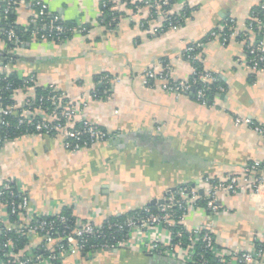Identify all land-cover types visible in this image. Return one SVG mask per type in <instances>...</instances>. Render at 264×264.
Returning <instances> with one entry per match:
<instances>
[{
    "label": "crops",
    "instance_id": "obj_1",
    "mask_svg": "<svg viewBox=\"0 0 264 264\" xmlns=\"http://www.w3.org/2000/svg\"><path fill=\"white\" fill-rule=\"evenodd\" d=\"M44 1L64 22L90 25L91 32L62 44L30 40L17 50L16 60L4 63L6 48L0 41V75H34L37 85H54L70 99L87 102L79 120L86 118L115 137L79 153L65 150L58 136L11 140L0 147V185L15 180L29 194L36 212L51 215L71 209L75 221L85 225L149 206L181 185L206 187L205 179L227 182L236 177L238 191L219 195L223 211L212 215L194 208L184 224L188 230H209L217 247L232 251H246L255 239H263L264 188L252 193L260 172L247 174L245 168L264 161V137L235 121L250 118L264 127V68L257 70L246 62V46L239 37L247 32L252 43L264 47V17L248 28L252 10L263 0H177L174 11L189 7L191 17L183 27L158 35L141 28L148 9L134 12L123 0H111L117 11L126 13L113 31L99 21L104 0ZM15 15L17 24L25 27L36 12L19 5ZM226 20L235 22L237 37L226 45L209 42L201 52L204 68L226 86L214 106L144 85L146 71L163 60L171 64L174 80H190L194 70L183 50ZM102 73L116 82L105 99L95 100L91 93L100 85L96 77ZM26 95L35 92H20L14 98L22 105ZM109 260L184 264L125 249L73 256L63 264Z\"/></svg>",
    "mask_w": 264,
    "mask_h": 264
},
{
    "label": "built area",
    "instance_id": "obj_2",
    "mask_svg": "<svg viewBox=\"0 0 264 264\" xmlns=\"http://www.w3.org/2000/svg\"><path fill=\"white\" fill-rule=\"evenodd\" d=\"M174 1L176 0L146 1L144 7L148 9V16L141 22V28L154 35L179 29L186 17L184 13L181 15L173 11ZM19 5L30 6L35 10L36 17L30 19L28 26H25V32L29 33L27 41L22 40L15 28L3 30L0 25L7 53L5 60L13 62L17 50L30 40L60 44L75 36H87L91 32L89 25L67 26L60 16L51 13L44 0H8L3 11L4 20ZM262 6L264 8V4ZM138 14L139 12L136 13ZM115 20L116 18L113 22ZM256 20L258 22L259 19L252 14L248 27L250 30L254 28ZM236 35L235 22L226 20L216 31L211 32V41L219 40L226 45ZM241 40L246 46V62L254 69H263V45L252 43L247 32L241 36ZM203 45L198 43L186 47L182 56L192 64L198 62L201 53L197 52ZM192 67L193 75L196 74L193 82L174 80L171 64L161 61L146 71L144 85L148 88L160 87L168 94L180 96L188 94L199 83L201 87L196 93L197 101L203 106L211 107L206 96L208 85L219 82L220 79L210 72L196 73V68ZM7 77V74L0 76V84ZM115 80L106 74L100 83L112 86ZM32 85H37L34 75L24 80L22 87L14 91L12 104H3L1 94L3 91L13 90V84L7 82L0 87V147L10 141V129L20 128L23 134L16 139L36 135L51 138L58 136L63 139V146L70 153H79L114 139L115 134L101 129L96 123L86 118L79 120V113L88 106L87 102L79 103L70 99L54 85H48V97H41L36 101L35 95H26L22 105H19L14 95L25 90L34 92ZM216 90L218 94L226 91L222 86H218ZM91 96L93 99L96 97L94 90ZM235 121L237 125L248 126L264 137V127L250 118L238 117ZM245 171L247 174L260 172L255 190L252 191L259 193L264 188V161L248 164ZM204 183L206 187L181 185L174 191L167 192L163 198L164 203L155 205L154 210L151 206H145L121 220L112 222L106 219L102 223L92 221L80 225L77 222L72 224L63 211L51 215L36 212L31 207L27 191L15 180L6 181L0 185V235L14 231L27 244L24 248L17 249L11 239L0 243V264H63L73 256H85L86 253L91 256L96 252L122 249L177 259L184 264H262L264 237L255 239L251 248L246 251H232L217 247L209 230L202 227L188 230L185 226L184 223L194 208L206 209L212 215H218L223 211L219 195L222 192L236 193L239 187L236 177L229 178L227 182L205 179Z\"/></svg>",
    "mask_w": 264,
    "mask_h": 264
},
{
    "label": "trees",
    "instance_id": "obj_3",
    "mask_svg": "<svg viewBox=\"0 0 264 264\" xmlns=\"http://www.w3.org/2000/svg\"><path fill=\"white\" fill-rule=\"evenodd\" d=\"M7 1L8 0H4V2L0 6L1 19L4 16V12L3 11H4V8L6 7ZM154 1L155 0H150L149 2L151 3V2H154ZM176 1L173 2L174 6H175ZM263 2H264V0H263ZM123 3L126 4L127 8L131 9L134 12L138 8L146 6V4H145L146 1L140 2V1H135V0H123ZM115 6L116 5L111 0H104L102 5H101V13H102V15L99 18L100 24L103 27L107 28L108 30L111 29L112 31L115 30L118 27V24H119L120 20L122 18H124L125 14H126L125 12L117 11L115 9ZM174 10L175 9H173V11ZM174 12L175 13H179L181 15H182V13H184L186 19L181 22V26H180V27H183L185 25V23L187 22V20L191 17L192 9H190L189 7H185L182 10H179V12H177V11H174ZM252 14H255L256 18H258V19L263 18L264 17V8H263V6L259 5V6L255 7L252 10ZM114 18H116L115 22H113ZM228 21H230V20H228ZM111 23H112V26H109ZM65 24L67 26H73V25H76L77 23L65 22ZM0 25H1V28L3 30L8 29L10 27L15 28L16 32L21 36L22 40H24V41L28 40L29 33L25 32V30H26L25 27L19 26L17 24V22H16L15 8L11 12H9L7 20H4V18L2 19V21L0 22ZM89 27L92 28V26H90V25H89ZM214 30L216 31L217 28L214 29ZM211 32L205 37L204 40H202L200 42H196V43H190V44L187 45V47L192 46V45H196L198 43H202V44H204L203 47L200 48V50L197 52V53H201L203 51L205 45H207L209 42H212L211 41ZM239 37L241 38V36H239ZM3 39H4V37L0 34V41H3ZM67 41H65V42H67ZM65 42H63V43H65ZM60 44H62V43H60ZM2 56L3 57L7 56L6 51L4 52V54H2ZM14 58H15V60L17 59L15 56H14ZM163 61L168 62L167 60H163ZM192 66H194L196 68V73H197V71L198 72H203V73L209 72V71H207L204 68L202 59H200L198 62L192 64ZM210 73L213 76H217L220 79L219 82L209 84L208 85V90L206 92L207 102L209 101V105L212 104V106H214L215 105V99H217L221 95V94H218L219 92L216 90V88L218 86H222L226 90V86H225V84L223 83V81L221 80V78L217 74L212 73V72H210ZM106 74L110 75L109 73H102L101 75L96 77V83L98 85L101 84L100 82L102 81L103 76H105ZM0 76H2V75H0ZM7 76H8L7 77L8 79L6 81L2 82L0 84V87H3L7 82H10V83L13 84V90H11V91H3L2 94H1V98L3 99V104H12V103H14L13 99H12V95L14 94V91H16L17 89L19 90V88L22 87V85H23V81L26 80L28 77L20 78L15 73L7 74ZM35 78H36V76H35ZM195 78H196V74L192 75V77L188 81L193 82ZM31 87H33V89H34L35 96H36V98H35L36 101H37V99H39L41 97H48L49 96V91H48L49 88H48V86L46 87V86L32 85ZM193 87H194V89L191 90L186 95L190 96L197 103L201 104L200 102L197 101V98H196V93L200 89L201 85L198 83V84L194 85ZM110 89H111V85L110 84H108V85L104 84V83L101 84V88L97 87V88L94 89V94L96 95V97L94 99L95 100L105 99L109 95ZM25 91H31V90H25ZM101 129H104V128L101 127ZM104 130H106V129H104ZM10 133H11L10 141L11 140H15L16 138L20 137L23 134L22 133V128H20L18 130L10 129ZM150 208L153 209V210L156 209L155 206H151ZM134 212L135 211H132V212L126 214V215H121V216H113V217L108 218V220H110L112 222H114L116 220H121V219L126 218L127 216L132 215ZM63 213L68 217V219L72 222V224H74L76 222L74 217L72 216V210L71 209H66V210L63 211ZM7 239H11L12 242H14V246L17 249H22L27 244L26 240L19 238L14 231L1 233V235H0V243L6 242ZM102 252H109V251H102ZM40 253H43V252H40ZM97 253H99V252H96V254ZM88 256L89 255L86 253L85 257H88ZM151 257L152 258H160V257H156V256H151ZM209 259L213 260V257H210Z\"/></svg>",
    "mask_w": 264,
    "mask_h": 264
},
{
    "label": "water",
    "instance_id": "obj_4",
    "mask_svg": "<svg viewBox=\"0 0 264 264\" xmlns=\"http://www.w3.org/2000/svg\"><path fill=\"white\" fill-rule=\"evenodd\" d=\"M6 62V60H3V63ZM99 88H101V85L98 86ZM176 188H173L170 191H174ZM203 193V191H201V194ZM164 203V199L161 200H153L152 202L149 203V206H155L157 204H163Z\"/></svg>",
    "mask_w": 264,
    "mask_h": 264
},
{
    "label": "rangeland",
    "instance_id": "obj_5",
    "mask_svg": "<svg viewBox=\"0 0 264 264\" xmlns=\"http://www.w3.org/2000/svg\"><path fill=\"white\" fill-rule=\"evenodd\" d=\"M105 264H122V261L119 260L118 262H116L114 260H109V261L105 262Z\"/></svg>",
    "mask_w": 264,
    "mask_h": 264
}]
</instances>
